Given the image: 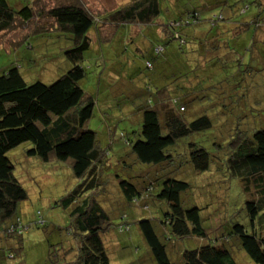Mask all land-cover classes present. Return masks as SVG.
Returning <instances> with one entry per match:
<instances>
[{
  "label": "trees",
  "instance_id": "16d2710c",
  "mask_svg": "<svg viewBox=\"0 0 264 264\" xmlns=\"http://www.w3.org/2000/svg\"><path fill=\"white\" fill-rule=\"evenodd\" d=\"M254 1L264 6V0ZM229 2L218 0L222 4ZM160 7L159 0H129L118 8L110 6L98 12L87 8L81 0L62 2L47 8L42 0H31L26 4L18 2L16 5L9 0H0V41H5L2 38L14 30L26 35L54 28L68 34L71 46L64 50V56L72 64L48 84L39 80L25 82L16 64L0 72V240L21 239L26 229L17 208L27 198V192L15 177L14 165L7 152L21 143L30 142L27 156L38 157L44 162H67L77 179L75 186L56 201L57 205L68 211L75 231L73 233L79 242L73 261L75 264H110L108 248L102 239V234L110 228L109 219L98 201L104 203L107 197L127 203H139L145 199L165 202L166 212L160 224L164 234L169 233L174 239L163 242L151 219L138 220L137 228L148 246L150 264H174L170 250L177 252L178 241L193 237L204 240L208 236L202 224L200 208L182 204L185 197L182 193L189 189L190 184L168 175L166 169L176 162V154L171 148L181 138L215 130L216 141H220L218 134H228L227 146L223 145L210 153L204 146L189 141L184 162L190 164L194 171L203 172L209 169L212 161H223L226 174L240 179L242 189L248 196L244 207L249 217V227L232 222L228 237L221 234L214 239L208 238L197 247L183 249L181 254L178 252L179 264H237L233 252L239 246L251 261L264 264V118H259L258 122L262 120V125L254 128L241 123L236 126L235 117L240 119L243 113L239 105L235 107V97L229 89L218 88L219 96L214 101L217 110L210 116L203 106L200 109L204 99L211 100L209 87H202L199 77L172 68L174 79L168 85L156 86L145 104L137 107L140 127L136 136L128 139L121 134L135 161L147 165V169L152 168V171L146 169L136 173L135 176L139 178L136 184L119 177L105 182L102 177V170L108 166L109 151L100 146L97 132L88 127L94 113L95 99L84 92L80 85L86 76L81 61L91 47V39L95 37L99 41L102 37L119 34L120 30L127 37L130 29L129 38L141 48L149 45L146 41L153 38L152 54L158 57L166 49L162 43L172 41L178 49H182L191 36L196 43H200V51H206L205 57L198 55V58H202L200 62L213 57L220 48L219 38L223 36L225 43L232 41L237 44V39L249 32L248 40H252L258 52L257 45H264V9L251 15L250 21L243 19L235 27L216 24V17H211L205 24L207 27L201 29L203 23L199 7L180 9L178 18L165 24L155 22L161 12ZM230 15H226V18L229 19ZM44 19H51L50 26L44 23ZM186 26L194 29L186 28L190 29L186 33L183 30ZM103 29H109L107 35L102 33ZM116 63L115 68L120 67L117 70L123 71L120 59ZM145 67L152 68V61L146 60ZM127 69L124 70L126 77L134 79L133 72H127ZM118 71L109 72L122 78ZM114 80L118 82L120 79ZM244 96L248 98L247 93ZM252 97L254 99L250 101L259 99ZM244 100L238 98L241 106L245 104ZM196 106L198 110L192 111ZM188 111L195 117H185ZM219 118L223 121L225 118V126L217 125L221 122ZM107 137L110 140V128ZM159 169L161 177H157V174L151 177ZM112 190L113 195H109ZM121 216L126 220L125 213ZM38 222L43 224L41 220ZM127 230L129 224L126 221L118 225L119 232Z\"/></svg>",
  "mask_w": 264,
  "mask_h": 264
},
{
  "label": "rangeland",
  "instance_id": "374dc122",
  "mask_svg": "<svg viewBox=\"0 0 264 264\" xmlns=\"http://www.w3.org/2000/svg\"><path fill=\"white\" fill-rule=\"evenodd\" d=\"M29 1L31 0H9L14 5L18 2L26 4ZM42 1L47 8L62 2L71 3L74 0ZM81 1L87 8L101 12L110 6L118 8L129 0ZM211 1L159 0L161 12L155 18V22L164 24L171 22L178 18L180 9L195 6L199 7L200 19L203 23L201 29L207 27L205 24L211 17H216V24L235 27L238 23H242L243 19L248 21L249 17L256 14L259 9L261 11L264 9L263 4L255 3L254 0H230L228 4L218 3V0H213L212 3ZM226 15H230V18L227 19ZM44 20L46 21L44 23L50 26L51 19ZM251 26L253 27V24ZM184 28L186 33L190 31L186 28L194 29L190 26ZM108 30L103 29L102 33L107 35ZM250 35L249 32L241 35L237 39V44L232 41L225 43V36L219 38L218 45L221 49L219 48L212 58L207 57L205 63L200 62L202 58H198V55L205 57L206 51H200L198 48L200 43H196L191 36L182 49H178L172 41L162 43L166 49L164 54L158 57L152 54V45L155 42L151 37L149 41L142 37L149 44L144 48L133 42V39L125 37L121 30L119 34L108 38L102 37L99 41L95 37L91 39V47L84 53L81 61L86 76L80 85L84 92L95 99L94 113L88 127L97 132L100 146L106 147L109 151L108 166L102 170L105 182H112V178L119 177L136 184L139 178L135 174L147 169V165L135 161L134 155L129 153L121 134L128 139L136 136L140 127L137 107L145 104L156 86L168 85L174 79L172 68H177L180 73L187 72V75L199 77L202 87H209L211 100L204 99V104L200 106V109L203 106L206 114L211 116L216 113L217 106L214 105V101L219 96L218 88L221 86L222 89L231 91V95L235 97L233 101L237 104L235 107L238 105L241 107L243 116L240 119L238 116L235 117L236 126L241 123L254 128L261 124L262 120L259 122L258 120L264 118V45L262 47L257 45L258 52L252 40H248ZM11 38L14 40H10ZM2 39L5 41H0V72L16 64L27 83L36 80L51 83L72 65L64 56V50L71 46L69 36L60 30L52 28L45 32H29L26 35L14 30ZM241 48L247 50L243 51ZM118 59L121 64L123 63L124 70L128 68L127 72H133L134 79L126 77L124 70L119 72L117 68L120 67L115 68ZM146 60L152 61V68L145 67ZM110 70L118 71L122 78L116 77L109 72ZM115 78L120 80L117 82ZM246 93L248 98L243 97ZM252 96H257L259 99L250 101L251 98L254 99ZM238 98H244L245 104L241 106ZM194 110L197 111L198 107L196 106L192 111ZM189 113L190 111L188 114L185 113V117L189 119L195 117L194 114ZM218 120L221 121L218 126H225V118L224 121L222 118ZM108 128L111 129L110 140L107 137ZM214 131L208 130L181 138L171 148L173 154H176L174 156L176 162L166 169L168 175L190 184L189 189L182 193L185 196L182 204L200 208L202 224L208 236L204 240L193 237L178 241L177 252L170 250L174 264H179V253L181 254L183 249L197 247L208 238L214 239L221 234L228 237L232 222H240L249 227V217L244 207L248 196L242 189L240 179L226 174L223 161L218 159L212 161L209 169L203 172L194 171L190 164L184 162L188 153L186 144L189 141L197 142L210 153L223 145L227 146L228 134L227 136L226 133L218 134L220 141H216ZM30 146V142H24L7 152L14 165L13 173L27 192V198L21 201L17 208L26 229L21 239L0 240V264L73 262L79 242L73 233L75 231L68 211L57 205L56 201L75 186L77 179L67 162H44L38 157L27 156L26 150ZM147 170L151 172L152 168ZM160 171L161 169L151 177L156 174L157 177H161ZM100 187L104 186L100 185ZM113 193L114 190L109 195ZM104 197L106 198L105 195ZM107 199L104 203L98 201L109 219L110 228L102 234V239L108 248L110 264H150L148 246L137 228L138 220L151 219L163 242L168 243L169 240L174 239L169 233L164 234L160 224L166 212L165 202L145 199L139 203H127L124 200H113L109 197ZM123 213L126 215V220L121 216ZM40 220L43 221L42 225L38 222ZM123 221L129 224V230L119 232L118 225ZM237 249L233 252L237 264H256L247 257L240 246Z\"/></svg>",
  "mask_w": 264,
  "mask_h": 264
},
{
  "label": "crops",
  "instance_id": "0c3cea01",
  "mask_svg": "<svg viewBox=\"0 0 264 264\" xmlns=\"http://www.w3.org/2000/svg\"><path fill=\"white\" fill-rule=\"evenodd\" d=\"M129 35H131L130 29L127 31V38H129Z\"/></svg>",
  "mask_w": 264,
  "mask_h": 264
}]
</instances>
